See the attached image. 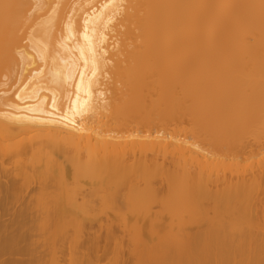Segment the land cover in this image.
Wrapping results in <instances>:
<instances>
[{
    "label": "bare ground",
    "instance_id": "1",
    "mask_svg": "<svg viewBox=\"0 0 264 264\" xmlns=\"http://www.w3.org/2000/svg\"><path fill=\"white\" fill-rule=\"evenodd\" d=\"M44 244L264 264V0H0V258Z\"/></svg>",
    "mask_w": 264,
    "mask_h": 264
},
{
    "label": "rangeland",
    "instance_id": "2",
    "mask_svg": "<svg viewBox=\"0 0 264 264\" xmlns=\"http://www.w3.org/2000/svg\"><path fill=\"white\" fill-rule=\"evenodd\" d=\"M13 212V211H12ZM13 213H15V212H13ZM13 213H12V215H13ZM11 214V213H10ZM5 220H7V224H9V226H11L12 224L11 223H9V221L11 220L10 218H9V216L7 217V219L5 218ZM88 220V219H87ZM91 221H89V223H90ZM139 223H140V226H142V228H143V230H144V232H145V234H146V237L149 239V240H151L152 239V235H151V233H150V220L148 219V220H144V219H140V221H139ZM93 224V225H92ZM96 223L95 222H91L89 225L91 226V227H93V228H89V229H93V231L95 232V231H97L98 230V228H97V225H95ZM163 224V223H162ZM8 226V225H7ZM6 226V228H8V229H10L9 227H7ZM13 226H15V225H12V227ZM11 227V228H12ZM7 229V230H8ZM14 229H15V227H14ZM197 229V226H195V227H192V228H190V230L191 231H194V230H196ZM8 231H10V230H8ZM92 231V232H93ZM36 234V233H35ZM39 234V233H38ZM37 235V234H36ZM35 238H39V236H37V237H35ZM40 238H41V236H40ZM38 241H42V239L40 240V239H38ZM41 243H43V242H41ZM39 244V243H38ZM19 246H22V248L21 249H23L24 247L23 246H25L26 247V243L24 242V243H20V245ZM101 246H103L104 247V243L101 245ZM44 247H46V248H44ZM50 247V246H49ZM49 247H47V245L46 244H44V246H38V249L36 250L37 252V255H39V257L40 256H42V257H44V259L43 258H41V260L43 259L44 260V262L46 263V264H50V261L51 260H49L50 259V256H49V253H48V251H50V249H49ZM43 248V249H42ZM66 248V249H65ZM65 252H67L66 250H68V244H66V246H65ZM25 249V248H24ZM42 249V250H41ZM47 249H49V250H47ZM59 251V250H58ZM43 252V253H42ZM55 252H57V250L55 251ZM51 253V252H50ZM58 253V252H57ZM60 253V252H59ZM103 252H101L100 253V256H101V260L102 261H105V260H107L106 258H110L111 257V255H105L104 253V255H101ZM125 253H127V252H125ZM43 254V255H42ZM52 254V253H51ZM63 254H64V257H65V254L66 253H62V254H59V256L58 257H60L61 259V262L63 263L64 261V263L63 264H67V260H65L66 259V257H65V259L64 258H62L61 256H63ZM24 255H26V254H24ZM24 255H12V254H7V255H5V256H1V258H0V262L2 263V264H10V261H11V264L13 263V261H14V263L13 264H15L16 262H21L22 261V259L21 258H25V259H23V261H28V260H30L31 259V256H30V258H29V256H25L24 257ZM48 255V256H47ZM56 255V254H55ZM58 255V254H57ZM124 255H126V257H129V256H127V254H124ZM46 256V257H45ZM54 256V255H53ZM66 256H67V254H66ZM5 257V258H4ZM14 257H16V259L14 258ZM48 257V258H47ZM56 257V256H55ZM124 258H125V256H124ZM4 259V260H3ZM8 259V260H7ZM19 259H20V261H19ZM52 259V258H51ZM58 259V258H57ZM128 259V258H127ZM10 260V261H9ZM60 260H58V261H60ZM62 260H64V261H62ZM69 260V259H68ZM129 260V259H128ZM22 261V262H23ZM47 261L49 262V263H47ZM107 262V261H106ZM106 262H104V264L106 263ZM0 263V264H1ZM18 263H16V264H18ZM69 263V262H68ZM103 263V262H102Z\"/></svg>",
    "mask_w": 264,
    "mask_h": 264
}]
</instances>
